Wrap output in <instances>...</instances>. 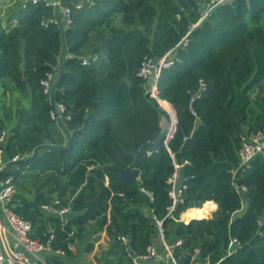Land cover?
<instances>
[{"label": "trees", "instance_id": "1", "mask_svg": "<svg viewBox=\"0 0 264 264\" xmlns=\"http://www.w3.org/2000/svg\"><path fill=\"white\" fill-rule=\"evenodd\" d=\"M59 1L18 0L6 17L0 5V137L8 132L0 150L13 160L42 146L13 166L8 204L51 248L35 263L85 264L80 250L92 251L105 231L110 245L97 263L138 264L162 229L169 243L181 241L177 264H264V152L233 172L242 137L264 130V0H224L205 16L213 0ZM63 38L54 96L71 145L58 150L45 145L68 138L43 81L56 70L59 77ZM148 58L170 62L158 90L176 128L143 155L140 177L119 184L121 169L169 118L140 75ZM176 165L183 202L172 209ZM54 200L71 207L66 222L43 209Z\"/></svg>", "mask_w": 264, "mask_h": 264}, {"label": "built area", "instance_id": "2", "mask_svg": "<svg viewBox=\"0 0 264 264\" xmlns=\"http://www.w3.org/2000/svg\"><path fill=\"white\" fill-rule=\"evenodd\" d=\"M87 1L93 3V0H87ZM222 1L224 0H213L211 4H208L206 11L204 12V16L209 13L211 8L215 4L220 3ZM78 3L79 6H81L83 4V0L79 1ZM48 4H53L58 6L60 4V1L48 0ZM63 15L66 22L69 23L70 10L68 7L64 8ZM98 58H99L98 55L86 57L83 59V64H90L91 62L96 61ZM169 64L170 62L166 58L161 59L159 62L155 61L153 58H148L146 59L140 70V75L147 80V91L157 100H161V98L159 97V90H158V80L160 76V71L162 66H168ZM57 73H58L57 70L56 72L48 73L46 79L43 81L45 92L50 95L52 92L53 85L57 78ZM56 108L59 116H61V113L65 109L64 105L58 104L56 105ZM53 116L57 118L54 110H53ZM174 124L176 125V121ZM174 124L167 129L168 137H171L174 132L173 131ZM7 135L8 132H3V134L0 137L1 142H4L6 140ZM242 139H243L242 145L239 149L240 164L236 168V170H233L234 173H236L239 168L250 167L255 156L258 155L259 153L264 152V130L246 134L242 137ZM16 159H19V157L17 156L13 160ZM8 161L9 159H6L4 156V151L0 150V174L6 171V166ZM176 167L177 170L174 173L173 177L170 179L173 185L171 194L174 199V205L172 209H174L178 203L183 202L182 189L184 185L182 186L178 185V180L180 177L179 169L181 168V165H176ZM10 181L11 178L5 180L0 178V185L9 183ZM236 186L238 185L236 184ZM242 189L246 190V187L243 186ZM13 191H14V185H9L0 193V208H1L2 217L4 219V225L8 226L9 231L12 234L13 243H14V246L9 245L14 256L10 255L7 249L4 250L0 243V264H16L18 260H22V261L27 260L25 254L21 251L22 247L25 250H29L33 253H42L51 250L49 244L47 246H43L31 238L32 223L28 220H25L23 217L15 213L9 207L8 204ZM148 194L150 195L152 200V195L150 193ZM57 202L58 200H54L51 204L44 205L43 209L49 213H53L59 216L62 220L66 222L69 218V214L72 212V209L70 206H64V207L55 206ZM158 224L161 227L162 223L160 221H158ZM4 225H1L0 222V240H1L2 227L4 230ZM160 233L164 238L162 229ZM236 242H237L236 239H232L230 244V252L233 250V245ZM180 243L181 241L177 239V242L173 241V244L168 242V244L166 245V248L168 250L167 256L170 262L169 261L164 262L159 259V253L155 245H150L148 247L147 253L139 258L136 257L135 262L138 264H144V262L146 261L148 262L146 264H177L174 257V247L175 245H178ZM57 253L62 254L63 252L57 251Z\"/></svg>", "mask_w": 264, "mask_h": 264}, {"label": "water", "instance_id": "3", "mask_svg": "<svg viewBox=\"0 0 264 264\" xmlns=\"http://www.w3.org/2000/svg\"><path fill=\"white\" fill-rule=\"evenodd\" d=\"M74 2H79L80 0H73ZM58 9V7H57ZM61 28H62V31H64V26L61 24ZM25 44H23V53H25ZM65 50H66V43H65V38H63V49H62V54H61V64H60V73H59V77L57 78V80L55 81L54 85H53V88H52V92H51V103H52V107H53V110L55 111V114L57 116V121L60 125V127L64 130V132L66 133L67 135V138H68V141H67V144L64 145V146H54V145H50V144H47L45 146L49 147V148H52V149H58V150H62V149H67L70 147L71 145V136H70V133L68 132V130L66 129L65 127V124L63 123L61 117L59 116L58 114V111H57V108H56V101H55V96H54V93H55V90L56 88L58 87V84H59V81L62 77V74H63V70H64V61H63V55L65 53ZM10 95L8 96V101L10 102ZM168 126V120L166 122H164V129L162 131V133L160 134V136L158 137V139L154 142H148L144 145L141 146V148L139 149V152L135 154V159H134V162L124 168V169H121V174H120V177L118 179V183L119 184H122V183H126L129 179L133 178V177H140V174H141V171L140 169L138 168V163L140 162L141 158L143 157V155L149 151H151V149L153 148H156L161 140L163 139V137L165 136V134H167V128ZM176 128V125L174 124V127H173V131L175 130ZM170 137L167 136V140L169 139ZM42 146H37L34 150V153L31 157L29 158H19V159H16V160H9L8 163H7V166H6V170L8 172H10L11 174V181L9 183H6V184H2L0 185V193L9 185H14L15 183V179H16V174L13 170V166L16 165V164H19V163H22V162H30V161H33L36 156L38 155L39 153V150L41 149ZM151 219L153 221H155V218L151 217ZM0 222L2 225H4V219L2 217V214H1V208H0ZM2 233L3 235H5V232L4 230L2 229ZM6 236V235H5ZM174 242H177V239H174L173 240ZM7 247V251L9 252L10 255L14 256L13 252L11 251L9 245L6 246ZM136 257V255H135ZM18 261H22V260H18ZM25 262L27 264H30L27 260H25Z\"/></svg>", "mask_w": 264, "mask_h": 264}, {"label": "crops", "instance_id": "4", "mask_svg": "<svg viewBox=\"0 0 264 264\" xmlns=\"http://www.w3.org/2000/svg\"><path fill=\"white\" fill-rule=\"evenodd\" d=\"M16 1H18V0H0V5L3 7L5 17L10 14L9 9L11 8V5H13ZM61 11H62V9H61ZM16 24H17V20L13 21L11 25L14 26ZM166 102H168V101H166ZM173 111H175L174 108H173ZM175 121H177V119ZM179 173H180V171H179ZM181 184L182 183H181V180L179 177L178 185H181ZM146 200L148 201V203H150V201H151V197L148 193H146ZM2 229H3V227H2ZM4 230H5L6 236L3 235V233H1L0 243H1L2 248L5 250V249H7V247H6L7 245H13L14 246V243H13L12 234L10 233L7 225H4ZM93 239L95 241H94V247H93L92 251L87 252L84 250H80V258L82 261L85 262V264H98L96 261V258H95L96 255L100 256L103 253H105L107 251V249L109 248V245H110L109 237L107 236L105 231L101 232L96 237L94 236ZM167 244H168V241L162 237L161 233H159L158 240L154 243V245L156 246V248L158 250L159 259L164 261V262L165 261L170 262V260L167 256V253H168V250L166 248ZM72 248H73V250H78L77 245H74ZM21 251L25 254L27 261L30 264H36L35 262H37L39 260H43V254L42 253H33L29 250H25L23 247L21 248ZM146 263H148V262L147 261L144 262V264H146ZM16 264H27V263L25 261H18Z\"/></svg>", "mask_w": 264, "mask_h": 264}, {"label": "rangeland", "instance_id": "5", "mask_svg": "<svg viewBox=\"0 0 264 264\" xmlns=\"http://www.w3.org/2000/svg\"><path fill=\"white\" fill-rule=\"evenodd\" d=\"M164 100H158L160 108L164 109L165 111L168 112L169 114V118H168V126L167 128H169L170 126H172L175 123L176 120V115H175V111H173V107L171 106L170 103L164 101ZM166 102V103H165ZM168 103V104H167ZM167 130V129H166ZM200 264V263H199Z\"/></svg>", "mask_w": 264, "mask_h": 264}]
</instances>
